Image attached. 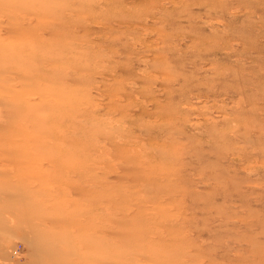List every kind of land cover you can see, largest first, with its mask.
I'll return each instance as SVG.
<instances>
[{"label":"rangeland","instance_id":"rangeland-1","mask_svg":"<svg viewBox=\"0 0 264 264\" xmlns=\"http://www.w3.org/2000/svg\"><path fill=\"white\" fill-rule=\"evenodd\" d=\"M0 264H264V0H0Z\"/></svg>","mask_w":264,"mask_h":264}]
</instances>
